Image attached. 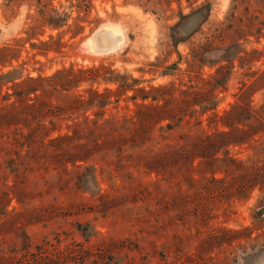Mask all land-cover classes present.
<instances>
[{
	"label": "rangeland",
	"instance_id": "374dc122",
	"mask_svg": "<svg viewBox=\"0 0 264 264\" xmlns=\"http://www.w3.org/2000/svg\"><path fill=\"white\" fill-rule=\"evenodd\" d=\"M101 24L123 34L119 48L100 55L82 52L83 40ZM230 46L229 61L215 63V52ZM196 51L203 54L190 68ZM227 65L225 84L214 90L216 108L183 132L225 129L207 117L221 116L237 102L244 84L250 91L243 100L264 103V0H0V107L15 100L16 85L27 77L65 71L74 80L64 87L68 90L57 86L46 103L54 115L43 116L46 142L73 134L85 118L92 125L133 116L138 105L151 102L141 100L136 88L173 87L174 95L189 86L211 88L205 83ZM86 70L96 75L86 74L85 81ZM123 79L133 89L122 90ZM90 89L109 96L110 103L86 111L67 108L75 96L88 98ZM183 132L157 130L154 137L167 135L161 144L170 143ZM79 142L84 141L60 140L47 148L55 157L60 148L65 154ZM227 151L264 171V132ZM216 155L223 158V150ZM109 158L77 162L79 171L94 167L96 188L77 182L72 159L60 163L67 171L59 179L51 172L45 181L38 177L16 189L11 180L0 183V264H264V183H252L248 173L250 184L241 188L245 174L236 168L227 174L217 166L215 177L225 185L194 172L197 181L180 186L188 190L185 205L177 185ZM197 197L203 198V213L195 209L198 202L190 204Z\"/></svg>",
	"mask_w": 264,
	"mask_h": 264
},
{
	"label": "trees",
	"instance_id": "16d2710c",
	"mask_svg": "<svg viewBox=\"0 0 264 264\" xmlns=\"http://www.w3.org/2000/svg\"><path fill=\"white\" fill-rule=\"evenodd\" d=\"M231 51L234 52L231 46L218 49L212 56L217 58L215 63H227L231 58L229 54ZM202 54L203 52L199 54L198 51L194 53L190 68L196 67V61ZM82 73L85 74V81H87L86 74L96 75V72L93 74L92 70L82 71ZM228 73V65L220 67L214 81L205 83V85H211L212 89L206 88L209 90H199L197 87L189 86L174 95L173 92L177 90L173 87H152L150 90L136 88L137 96H140L141 100L150 98L151 102L138 105L133 116L111 117L102 121H93L92 125H88V120L85 118L82 127L74 125L73 134L58 136L48 142L45 141L48 134H41L46 130L42 125L43 116L46 113L51 114L46 103L57 93V86L64 85L62 88L64 90L66 89L64 87H67L66 84H71L74 80L69 78L70 72L65 71L56 72L50 77H27L22 83L16 85L12 95L15 100L0 107V183L6 185L11 180L12 187L16 189L20 185L32 183L38 177H44L45 181V177H48L51 172L55 173L59 179L61 173L67 171L66 166H61L60 163H68L70 161L68 159H72L77 182H81L86 187L96 188L94 167L84 166L83 170L79 171L82 166L77 162H84L90 157L102 155L107 159L112 156L114 162L123 161L127 166H135L141 172L155 173L160 176V182L169 187H172L170 184L177 185L180 198L185 205L188 190L182 191L180 186L186 184L191 187L190 185L197 181L193 176L194 172L200 176L201 180L207 179L205 175L210 174L214 184L225 185L223 178L215 177L218 171L217 166L227 174H231L233 168H236L245 174L239 182L241 188L245 189L250 184L246 180L248 173V179L252 183L263 184L264 171L261 167L257 165L247 167L243 162L229 157L227 151L230 144H242L254 139L260 132H264V103L254 106L250 100H243L250 91L246 84L240 89L239 100L221 116L213 113L207 117L211 122H221L225 129L196 134L182 130L190 123L198 126L201 123L200 116L216 108L217 100L214 90L225 84ZM261 78V84L264 86V76ZM106 80L116 81V78ZM119 87L122 90L133 89V83L123 79ZM88 93L86 99H83L82 95L75 96L72 101L66 103L69 106L67 108L73 110L83 107L86 111L91 107H104L110 103L109 96L91 89ZM31 94H34L32 98H30ZM106 94H110V90H107ZM9 96L5 95L4 99L7 100ZM40 98L42 100H38ZM131 98H135V95ZM156 101H162V103H155ZM51 116L54 115L51 114ZM164 121L166 122L162 125ZM33 123H36L34 128ZM176 128L183 133H179L174 142L161 144V141H166L168 137L163 136L164 134H160L157 140L154 137L157 130L163 133L164 131L172 132ZM24 129H27L26 133ZM60 140H83L84 142L73 145L72 151H65V154H60L63 151V148H60V152L52 157L54 155L47 147ZM220 150H223L224 155L223 158L218 159L216 154ZM129 151H131L130 154H127ZM239 177L241 176L238 175L237 179ZM227 187L229 186L226 185L225 188ZM225 188L220 186L219 193L224 194ZM142 190L145 191L144 186ZM200 201L203 202V198H193L190 199V204L198 202L195 209L203 213L206 209Z\"/></svg>",
	"mask_w": 264,
	"mask_h": 264
},
{
	"label": "bare ground",
	"instance_id": "6f19581e",
	"mask_svg": "<svg viewBox=\"0 0 264 264\" xmlns=\"http://www.w3.org/2000/svg\"><path fill=\"white\" fill-rule=\"evenodd\" d=\"M118 29L113 27L109 24H101L97 29L96 32H98L97 35H100V38H96V41L92 39V35L88 38H85L81 44L82 48L81 51L85 53V51L92 53V54H104L99 49L101 46L106 47L107 51L109 53L112 51H115L119 48L122 40H123V34L120 31H117ZM101 46H99V44ZM99 50V51H98Z\"/></svg>",
	"mask_w": 264,
	"mask_h": 264
},
{
	"label": "water",
	"instance_id": "95a60500",
	"mask_svg": "<svg viewBox=\"0 0 264 264\" xmlns=\"http://www.w3.org/2000/svg\"><path fill=\"white\" fill-rule=\"evenodd\" d=\"M97 34H98V32H96V30L93 31V32L91 33V35H92V39H94L95 42H97V41H96V38H100V35H97ZM91 35H90V36H91ZM88 37H89V36H88ZM88 37H87V38H88ZM98 44H99V43H98ZM99 46H101V45L99 44ZM99 50L102 51L104 54H105V53H108L106 47L101 46V48H100ZM99 50H98V51H99ZM109 52H110V51H109Z\"/></svg>",
	"mask_w": 264,
	"mask_h": 264
},
{
	"label": "clouds",
	"instance_id": "9594fccd",
	"mask_svg": "<svg viewBox=\"0 0 264 264\" xmlns=\"http://www.w3.org/2000/svg\"><path fill=\"white\" fill-rule=\"evenodd\" d=\"M225 2H226V0H225Z\"/></svg>",
	"mask_w": 264,
	"mask_h": 264
}]
</instances>
